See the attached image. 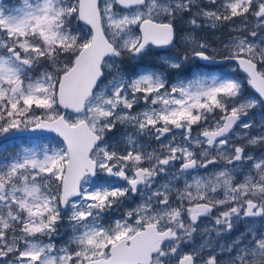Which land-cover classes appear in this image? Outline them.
I'll list each match as a JSON object with an SVG mask.
<instances>
[{"label": "snow or ice", "instance_id": "1", "mask_svg": "<svg viewBox=\"0 0 264 264\" xmlns=\"http://www.w3.org/2000/svg\"><path fill=\"white\" fill-rule=\"evenodd\" d=\"M0 139V264H264V0H0Z\"/></svg>", "mask_w": 264, "mask_h": 264}, {"label": "flooded vegetation", "instance_id": "2", "mask_svg": "<svg viewBox=\"0 0 264 264\" xmlns=\"http://www.w3.org/2000/svg\"><path fill=\"white\" fill-rule=\"evenodd\" d=\"M182 36L180 35L179 31H178V36H177V40H176V46L175 47H170L169 49H153V53L148 56L145 60H143L144 62H148V63H132L130 62L129 64H127L125 70L126 71H133L134 70V67L139 65L140 67H143V66H149L151 68H154V69H158V70H161V71H164L165 70V66L161 63V57H168V58H177L179 56L182 55V53L185 51V49L187 48V45L184 41H182ZM211 38V37H209ZM204 63L202 62L201 63H198V65L196 63H192L190 65H187L185 70H184V75H189L190 74V71H189V66H192V69H194L195 67H197L199 70H200V67L203 66ZM206 70H208L206 68ZM233 75H238V73H232ZM170 80L171 79H174L175 78V74L174 73H171L170 76H169ZM253 90H251L250 88H248V92L251 93ZM253 134H256L255 130H253ZM3 146H1L2 148ZM260 150V149H257V151ZM14 151L11 150V148H8V150L6 151V149L4 151H0V155H3V154H6V153H9V152H12ZM235 228L237 229H242L244 228V224L243 223H240L239 225H237ZM68 236V232H65L63 234V236H61L58 240H57V244H60L63 242V240H65Z\"/></svg>", "mask_w": 264, "mask_h": 264}, {"label": "rangeland", "instance_id": "3", "mask_svg": "<svg viewBox=\"0 0 264 264\" xmlns=\"http://www.w3.org/2000/svg\"><path fill=\"white\" fill-rule=\"evenodd\" d=\"M15 2H16V0H3V3L5 5H10V4H13ZM179 27L181 29H183V30H180L179 31L180 35L183 37L185 35V31L187 29V25H183V26H179ZM182 41H183V39H182ZM139 62H144V61H139ZM139 62H135V63H139ZM193 62L195 63L196 61H193ZM144 63H148V62H144ZM193 71H199V70H197V68H195ZM254 118L258 122L259 121V118H260V114H256ZM7 146H10V148L14 149V151H15L17 149V147H19V142L17 144H10V143H8V145H4L2 148L0 147V150L2 149V151H4L6 149V151H7L8 150V147ZM14 151H12V152H14ZM258 151H260V150H258ZM244 230H245V225H244L243 230L242 229L234 228L233 229V232L230 235L232 237H235L236 235H238L239 233L243 232ZM199 242H200L199 237H197V243H199Z\"/></svg>", "mask_w": 264, "mask_h": 264}, {"label": "water", "instance_id": "4", "mask_svg": "<svg viewBox=\"0 0 264 264\" xmlns=\"http://www.w3.org/2000/svg\"><path fill=\"white\" fill-rule=\"evenodd\" d=\"M169 48V47H168ZM159 49H164V48H159ZM52 135V134H51ZM0 141H3V139H0Z\"/></svg>", "mask_w": 264, "mask_h": 264}]
</instances>
